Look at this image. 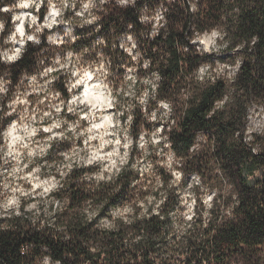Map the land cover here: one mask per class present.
<instances>
[{
    "label": "clouds",
    "instance_id": "1",
    "mask_svg": "<svg viewBox=\"0 0 264 264\" xmlns=\"http://www.w3.org/2000/svg\"><path fill=\"white\" fill-rule=\"evenodd\" d=\"M0 264H264V0H0Z\"/></svg>",
    "mask_w": 264,
    "mask_h": 264
}]
</instances>
